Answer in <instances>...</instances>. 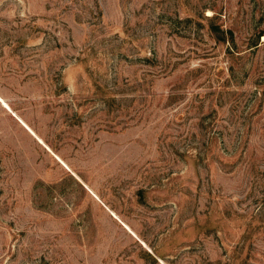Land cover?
<instances>
[{"label":"rangeland","instance_id":"374dc122","mask_svg":"<svg viewBox=\"0 0 264 264\" xmlns=\"http://www.w3.org/2000/svg\"><path fill=\"white\" fill-rule=\"evenodd\" d=\"M0 264H264V0H0Z\"/></svg>","mask_w":264,"mask_h":264}]
</instances>
